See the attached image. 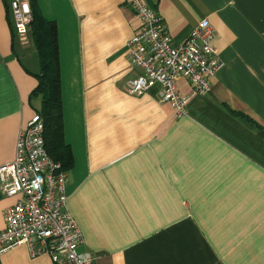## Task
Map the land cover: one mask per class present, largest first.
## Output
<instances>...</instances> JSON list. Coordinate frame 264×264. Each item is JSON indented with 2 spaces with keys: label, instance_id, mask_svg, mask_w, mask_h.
<instances>
[{
  "label": "crops",
  "instance_id": "0c3cea01",
  "mask_svg": "<svg viewBox=\"0 0 264 264\" xmlns=\"http://www.w3.org/2000/svg\"><path fill=\"white\" fill-rule=\"evenodd\" d=\"M57 29L63 139L72 161L65 204L94 264H264V0H142L172 44L206 18L223 63L211 91L175 117L157 84L138 96L128 0H28ZM0 0V163L40 107L31 28ZM180 94L190 86L177 82ZM0 194L3 206L15 200ZM23 244L0 264H53Z\"/></svg>",
  "mask_w": 264,
  "mask_h": 264
},
{
  "label": "built area",
  "instance_id": "2783aa9c",
  "mask_svg": "<svg viewBox=\"0 0 264 264\" xmlns=\"http://www.w3.org/2000/svg\"><path fill=\"white\" fill-rule=\"evenodd\" d=\"M8 3L14 28L23 33L31 22L30 4ZM127 3L138 27L126 47L140 72L125 82L124 91L138 96L157 84L161 102L169 103L175 117L185 114L190 97L209 93L211 79L223 67L211 44L213 27L202 18L183 43L173 45L161 16L142 0ZM181 78L190 86L188 95L177 90ZM30 117L15 138L13 160L0 163V194L16 197L3 206L0 254L23 244L28 255L44 253L53 264H94V254L78 250L83 234L65 204L66 170L45 151L42 117L38 113Z\"/></svg>",
  "mask_w": 264,
  "mask_h": 264
},
{
  "label": "trees",
  "instance_id": "16d2710c",
  "mask_svg": "<svg viewBox=\"0 0 264 264\" xmlns=\"http://www.w3.org/2000/svg\"><path fill=\"white\" fill-rule=\"evenodd\" d=\"M29 2V1H28ZM30 4L31 22L29 27L38 54L39 72L34 75L37 84L32 90L31 98L39 97L40 107L36 110L43 120V141L45 151L58 160L63 169L72 161L70 145L63 139V115L60 90L59 54L57 52V29L53 21L44 19L35 4Z\"/></svg>",
  "mask_w": 264,
  "mask_h": 264
}]
</instances>
